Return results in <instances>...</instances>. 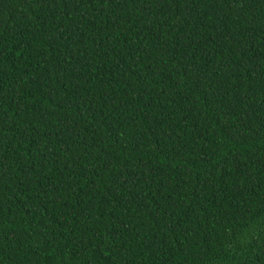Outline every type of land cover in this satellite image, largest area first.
Wrapping results in <instances>:
<instances>
[{"label":"trees","instance_id":"16d2710c","mask_svg":"<svg viewBox=\"0 0 264 264\" xmlns=\"http://www.w3.org/2000/svg\"><path fill=\"white\" fill-rule=\"evenodd\" d=\"M0 264H264V0H0Z\"/></svg>","mask_w":264,"mask_h":264}]
</instances>
